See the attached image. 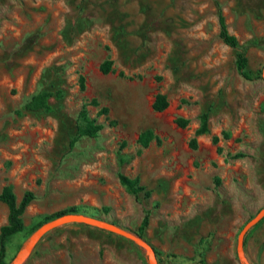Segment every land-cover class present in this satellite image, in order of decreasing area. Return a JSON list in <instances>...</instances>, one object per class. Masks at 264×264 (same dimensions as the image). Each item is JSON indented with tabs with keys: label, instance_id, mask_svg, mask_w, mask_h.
<instances>
[{
	"label": "rangeland",
	"instance_id": "obj_1",
	"mask_svg": "<svg viewBox=\"0 0 264 264\" xmlns=\"http://www.w3.org/2000/svg\"><path fill=\"white\" fill-rule=\"evenodd\" d=\"M219 12L251 79L219 37ZM40 90L51 108L24 109ZM158 92L162 111L152 108ZM204 111L208 131L196 135ZM89 120L102 126L94 136L81 131ZM146 130L154 137L141 147ZM118 173L149 195L130 193ZM5 185L17 204L26 191L33 199L0 264L70 208L141 235L159 264H240L238 232L264 206V0H0V192ZM7 215L0 200V227ZM244 252L264 264V220ZM24 264L147 260L131 240L71 222L49 230Z\"/></svg>",
	"mask_w": 264,
	"mask_h": 264
},
{
	"label": "trees",
	"instance_id": "obj_2",
	"mask_svg": "<svg viewBox=\"0 0 264 264\" xmlns=\"http://www.w3.org/2000/svg\"><path fill=\"white\" fill-rule=\"evenodd\" d=\"M218 25H219V37L222 40L223 43L228 45L229 47L236 50L235 52V67L238 71V73L245 79H251L248 70H247V57L243 50L239 49L238 41L235 35L231 34L226 26L225 18L219 12L218 14ZM101 71L106 73L111 70V60L107 59L105 60L100 67ZM51 92L47 90H40L34 95L31 96V98L24 104V109L28 111H37V110H48L51 108L49 103V98L51 97ZM93 103L96 104V101L93 100ZM168 105V100L163 93H156L152 102V108L155 111H162L164 110ZM101 112H107V108L103 107L101 109ZM82 115H84V111L81 112ZM175 123L179 127H185L188 124V119L178 116L175 118ZM208 125H209V113L208 111H204L200 115V125L196 129L195 134H202L206 133L208 131ZM101 124H96L94 120H89L86 122V125L84 128H82V134L94 136L98 133V131L101 129ZM153 134L151 131L146 130L139 134L138 137V143L141 147H146L149 142L153 139ZM219 138L217 135L212 136V142L214 144H217ZM189 146L191 148H196V139L195 137L191 138L189 141ZM217 151H221V147L217 146ZM241 154H234L232 157H238ZM118 179L121 184H123L126 189L132 193L133 195L137 196L140 192H144L145 196L149 195L148 191H144V187L139 185L137 180L132 179L123 173H118ZM33 199V194L30 191H26L24 195L22 196L20 202L17 204L15 200V195L12 191V188L10 185H5L1 192H0V200H2L6 205L8 209V215H7V223L2 225L0 227V257L4 254L5 246H4V239L19 231L22 227V220H21V213L25 206ZM62 212H79L77 208H70L68 210H63L54 213L47 219L52 218L53 216L59 215ZM88 214V213H85ZM94 216H97L100 218L97 214H93ZM262 220H264V217L250 230L255 228ZM148 217L147 214L143 216V219L141 221L140 230H143L145 226L147 225ZM116 224V223H115ZM250 230L246 233L244 238V243L246 240L247 234L250 232ZM141 236V235H140ZM142 237V236H141Z\"/></svg>",
	"mask_w": 264,
	"mask_h": 264
},
{
	"label": "water",
	"instance_id": "obj_3",
	"mask_svg": "<svg viewBox=\"0 0 264 264\" xmlns=\"http://www.w3.org/2000/svg\"><path fill=\"white\" fill-rule=\"evenodd\" d=\"M264 217V206L255 212L240 228L237 240H236V255L240 264H252L245 255L244 252V238L246 233L255 226ZM82 223L89 226L101 228L107 230L139 245L145 255L147 264H159L154 248L138 234L121 227L111 221H107L96 216H91L79 212H65L57 215L56 217L47 220L40 224L24 242L23 246L16 253L14 258L7 264H24L29 257L34 246L38 241L51 229L65 224V223Z\"/></svg>",
	"mask_w": 264,
	"mask_h": 264
}]
</instances>
